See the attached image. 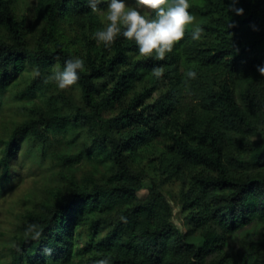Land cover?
<instances>
[{"label": "trees", "instance_id": "1", "mask_svg": "<svg viewBox=\"0 0 264 264\" xmlns=\"http://www.w3.org/2000/svg\"><path fill=\"white\" fill-rule=\"evenodd\" d=\"M188 2L158 60L97 41L106 0H0V264H264V0Z\"/></svg>", "mask_w": 264, "mask_h": 264}, {"label": "clouds", "instance_id": "2", "mask_svg": "<svg viewBox=\"0 0 264 264\" xmlns=\"http://www.w3.org/2000/svg\"><path fill=\"white\" fill-rule=\"evenodd\" d=\"M238 0H233L230 10L237 15H243L242 8H236ZM101 0H89V6L93 12L97 11ZM188 0H136V6L128 8L125 0H110L107 20L110 22L106 29L97 31L95 37L98 42H103L105 47L111 46L116 37L121 34V25L125 30L122 35L129 41H135L139 53L145 57L155 56L158 60H164L166 54L173 51L175 45L184 39L187 26L192 25L195 17L188 11ZM143 11L155 13V19H147ZM203 28L196 26L192 31V39H200ZM84 61L80 58L69 59L65 63L63 71L55 72L49 80H54L60 89H67L79 80V71H83ZM257 71L264 76V67L258 66ZM39 75V73H37ZM154 75L162 77L161 69H155ZM196 72L189 70L187 76L196 78ZM36 225H29L28 231L32 232ZM41 233L36 232L34 239H39ZM50 254L51 250H46ZM96 264H109L107 259L96 261Z\"/></svg>", "mask_w": 264, "mask_h": 264}, {"label": "rangeland", "instance_id": "3", "mask_svg": "<svg viewBox=\"0 0 264 264\" xmlns=\"http://www.w3.org/2000/svg\"><path fill=\"white\" fill-rule=\"evenodd\" d=\"M17 1L21 4L25 3V4L30 5L34 0H17ZM106 1L108 2V5H109L110 0H106ZM125 4L128 8H133L136 6V1L135 0H125ZM108 13H109V8H108ZM149 13H151V11H143L142 12L143 15H148ZM250 139H252V140L263 139L264 140V133L253 135V136H251ZM25 186L28 187L29 185L26 184ZM149 187H150V181L145 180L143 185H142L141 190H139V192L137 193V196L140 198L145 197L147 195ZM173 204H174V202H173ZM2 206L8 207V203L1 202L0 207H2ZM171 223L174 226L178 227L182 231H186L188 229L187 219L185 218V215L182 213V210L179 209L178 207H176L175 205H174L173 219L171 220Z\"/></svg>", "mask_w": 264, "mask_h": 264}]
</instances>
